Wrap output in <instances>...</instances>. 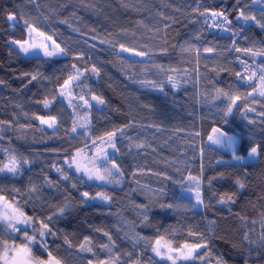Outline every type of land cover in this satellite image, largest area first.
Returning a JSON list of instances; mask_svg holds the SVG:
<instances>
[{"label":"trees","instance_id":"obj_1","mask_svg":"<svg viewBox=\"0 0 264 264\" xmlns=\"http://www.w3.org/2000/svg\"><path fill=\"white\" fill-rule=\"evenodd\" d=\"M38 5L27 0H0V80L4 81L0 85V120L13 124L11 128L7 124L0 125L3 137L0 147L27 159L29 164L32 162L30 167H22L14 178L0 175V190L11 200L17 189L26 191L30 184L42 186L45 176L54 181L51 187L42 186L32 201L17 197L27 215L40 218L52 215L64 204L69 205L63 216H53L50 225L57 233L56 237L46 238L53 255L61 259L62 264H88L89 260L96 264L97 259H108L109 253L99 247L101 243H108L107 237L96 231L99 228L112 235L115 242L112 254L119 257L118 264H127L128 253L132 258L139 255L141 264H150L151 249H145L143 241L137 242V236L154 239L157 229L161 232L175 229L174 242L180 243L192 239L187 235V230L192 228L209 238L211 255L204 264H215L216 256H222L226 264H245L246 260L247 264H264V246L259 244L264 232V117L257 115L264 112V107L259 103L249 104L256 112H247L245 118V102L238 101L239 107L224 118L223 109L229 101L222 96L217 98L216 92L218 88L239 93L251 90L235 73H244L241 59L255 68L256 64H264V56L236 52L232 47V33H239L235 37L236 47L264 49V28L253 21L237 19V9L244 8L247 14L264 22L261 19L264 5L254 4L252 0H241L240 4L236 0H38ZM205 9L226 11L232 21L231 30L224 32L208 27L199 14ZM9 12L17 14L14 26L7 19ZM21 15L39 19L41 28L54 34L53 38L66 47L68 55L22 56L8 43L9 39L27 38L23 20L19 19ZM161 15L171 19L161 20ZM165 23L172 26L167 32H157ZM164 39H167L166 45ZM110 42H116L117 47ZM119 43L137 48L143 45L150 57L121 53L125 58L122 60L117 55ZM189 45L192 50H182L181 46ZM161 47L167 48L166 54H160ZM205 47H213L215 51L205 53ZM196 48L200 49L199 60ZM81 52L83 59H75ZM73 63L81 71L89 69L74 93L87 94L90 101L93 94L105 100L104 105L91 101L93 107L87 110L88 128L93 138L134 121L125 136L117 138L120 152L113 158L124 173L119 185L88 183L72 173H68L69 181H62L52 167L55 164L64 169L65 158L83 148L86 142L91 145V140L83 135L70 139L67 134L76 120L75 115L83 116L86 110L76 109L74 115V110L55 93L56 87L74 71ZM93 64L100 69L98 77L90 71ZM157 65L163 66L165 71ZM169 68L176 71H168ZM37 71L41 75L31 84L27 83V77L19 78L22 73ZM169 75L177 82L175 89L168 81ZM142 80L154 82L158 87L143 86ZM230 86L233 87L230 89ZM53 94L57 99L49 108L37 103ZM255 99L264 100L258 96ZM33 114L57 116L58 128L54 131L40 125ZM155 126H160V130ZM213 127L236 137V151L244 159L250 144L262 146L260 155L252 163L240 164L232 159V154L210 147L207 141ZM83 131L78 129L79 133ZM197 132L200 135H195ZM139 142L147 147L136 149L134 145ZM4 162L0 153V166ZM202 166L203 196L206 203L210 200V207H202L200 212L183 207L161 209L160 202H188L180 198L181 187L173 180L180 181L189 172L199 175ZM153 172L164 173L172 179L165 180ZM219 173H225V178L213 180L210 188L207 179ZM237 177L246 185L242 190L234 183ZM81 178L84 179L82 184ZM157 190H162V195ZM83 191L92 196L97 192L106 193L111 200L105 206L81 204ZM213 191L216 196L212 195ZM230 192L238 193L234 204L217 203L219 194ZM137 205L147 206L150 226L141 224L143 217ZM210 221H214L211 234L208 233ZM245 232L257 243H244ZM85 237L92 241L89 245L92 252L77 250ZM65 239L72 244L71 248ZM34 250L37 257L47 256L38 244ZM157 264L166 262L157 261Z\"/></svg>","mask_w":264,"mask_h":264},{"label":"snow or ice","instance_id":"obj_2","mask_svg":"<svg viewBox=\"0 0 264 264\" xmlns=\"http://www.w3.org/2000/svg\"><path fill=\"white\" fill-rule=\"evenodd\" d=\"M28 3L38 5V0H27ZM237 4H240L241 0H236ZM254 4H262L264 5V0H252ZM247 7V4H245ZM194 11H198V9H194ZM238 20L253 21L257 23V25L261 28H264V22L261 20H257L256 16L247 14L244 8H238ZM201 16L204 17L205 23L208 27L219 28L224 32L230 31V25L232 23L228 18V14L224 10L215 11L205 9L203 12H199ZM7 19L10 22V25L14 26L18 20L17 14L14 12L7 13ZM19 19L23 20L25 30L27 32V38L23 40L17 39H9L8 43L10 45H14L20 53H23L25 56H42L44 58H53L58 56H67L68 51L66 47H62L61 43L57 42L54 38V34H49L46 30H43L40 26L39 19L33 20L26 15H21ZM171 19L161 15V20ZM262 20H264V14H262ZM211 21V23H208ZM63 22V21H62ZM175 22V21H174ZM172 25L169 23H165L163 25V29L157 28L156 31L159 32L161 30L167 32ZM238 32H233V42L232 47L236 52L250 54L252 56H264V49L254 50L253 48H240L236 47V39L235 37L238 35ZM198 38V37H197ZM104 43L105 41H100ZM112 43L113 47H117L116 42ZM163 43L167 44V39H164ZM91 46V45H90ZM182 47L183 51L192 50V46ZM144 46L140 45L137 47L127 46L125 43L118 44L117 55L120 56L121 53H129L131 56L135 57H150V53L148 51L143 50ZM197 54V60L200 59V49H195ZM205 53H213L215 49L213 47H205L203 48ZM160 54H166L167 48L161 47L159 50ZM84 53H77L75 55V59H83ZM120 59H125L123 56H120ZM129 63H135V61H129ZM241 65L244 66V73L236 72L235 75L238 80H242L248 83V86L251 88L250 91L246 93H239L233 91H224L222 89H216L217 98L223 97L228 100L226 107L223 109L224 118L228 117L233 113L234 108L239 107L238 101L245 102V118H247V112H256V109L250 107L249 104L259 103L261 107H264V100L257 101L255 96H259L264 98V64H256L253 61V64H256V67L253 68L249 64H247L244 60H240ZM161 71H165L163 66L157 65ZM71 72L66 79L63 80V83L59 84L55 93H58L59 97H63L67 100L68 107L75 110L79 108H84L86 111L83 116L80 117L79 120H74L72 127L68 130L67 134L69 138H75V135H83L88 140H91V145L87 142L85 143L83 148H78L75 150V153L68 158H65V164L68 168L74 169L75 172L79 175L82 174V177H86L87 180L92 181H100L106 184H114L119 185L122 181L124 173L121 170V166L119 162L113 158V153L119 154L120 148L117 144V138H123L126 134V130L133 126L134 121H129L128 124L114 128L110 131H105L102 135L93 138L90 135V131L88 128L89 121L88 111L93 105L91 101H95L96 105H104L105 100L99 95H91V101L86 98L87 94H79L78 96L74 93V89L79 86L81 81V77L89 71L88 68H85L83 71L77 66V64H72ZM168 71H176L174 68L167 69ZM91 73L96 75L97 77L100 75V69L93 64L90 68ZM250 73V74H249ZM39 71L35 73H22L20 75V79L28 78L27 83L31 84L34 81H37L40 77ZM168 81L171 83L173 89L177 87V82L174 78L169 75ZM143 86H147L151 84L153 88L158 87L157 84L151 81H140ZM4 84L3 80H0V85ZM27 85H25L26 87ZM233 86H230V89ZM160 91H163V88L160 87ZM252 98L249 100V98ZM57 99L56 94H53L51 98L45 96L42 100L37 101V103H41L45 109L49 108L50 105ZM79 101V103H74V101ZM27 115V114H25ZM257 115L264 117V112H258ZM34 118L39 121V124L42 126H46L49 129H53L54 131L58 128V118L57 116L47 114V115H38L33 114ZM225 122L226 119H225ZM249 123H253V121L249 120ZM7 124L9 128L13 126L11 121H3L0 120V125ZM21 128L26 127L25 125H20ZM30 127V125H29ZM148 127H154V125H148ZM157 131L160 130V126H155ZM78 129H83L82 133L78 132ZM43 130V129H38ZM213 135L208 136V140L217 145L218 147H226L232 150V159L235 161H242L244 159L243 156L239 155L236 151L237 139L235 136L229 135L228 133L222 131L219 127L212 128ZM195 135H200L199 132L195 133ZM0 139H3L0 136ZM136 149H143L147 147V145L143 142L136 143L134 145ZM131 148V145H130ZM262 146L260 144H250L246 151L247 157L251 159H255L260 155ZM109 149L111 151H109ZM155 151V149H153ZM203 153V149L201 150ZM29 161L27 159H22L17 157L16 155H9L6 163H2L0 166V173L7 172L13 175H17L20 173V169L23 164H28ZM110 165V167H109ZM53 169L58 173L59 179L62 181H69L71 179L68 172L61 168L57 167L55 164L52 165ZM179 171V169H177ZM153 175L162 176L163 179L169 180L172 179L168 175L159 172H153ZM133 175H136L134 172ZM225 173H219L217 177H211L207 179V184L211 188L212 181L215 179H224ZM80 183H84V179H80ZM173 183H178L181 187L182 192L190 194L191 199L184 204L177 203H164L160 202L159 207L161 209H179L181 207L185 209L195 208L197 206L208 208L210 207V200L206 203L203 196V184L205 183L203 177V166L201 168V173L199 175H193L191 172L187 176H185L182 180L176 181L173 180ZM235 185L238 189H244L246 187L245 183L240 179L236 178L234 180ZM54 185V181H52L49 177L45 176L43 187H51ZM41 185L30 184L26 191H21L19 189L16 190V196L12 197L9 200L0 190V264H62L61 259L57 256L53 255V252L49 250L47 244V237L51 235L52 237H56L57 233L53 231L51 222L53 220V216H63L64 213L68 210L69 205L64 204L58 207L57 211L52 215H48L45 218H40L37 216H29L23 210V205L20 203V200L17 197L26 198L25 202L32 201L37 197ZM72 187L75 188L76 184L73 183ZM159 194L162 195V190H157ZM237 192L230 193H221L219 194V199L217 203L220 205H231L234 204L235 197ZM83 197V200L80 201L83 204L89 200H102L105 203L111 200V197L106 193L97 192L95 196L90 195L89 192L83 191L80 193ZM213 196H216L217 193L213 191ZM264 199V197H262ZM192 200L195 203H192ZM137 208L141 209L142 220L141 224L144 226L149 225V217H148V209L146 205H137ZM231 211V209H229ZM242 219H246L245 217H241ZM214 221H210V227L208 228V233L211 234L214 230L211 225ZM255 223V221H253ZM38 226V227H37ZM31 228V233L28 229ZM262 228H264V224H262ZM96 231H101L104 236L107 237L108 243H101L99 247L102 250H106L109 253L108 259H97L96 264H118L119 257L114 256L112 254V249L115 247V242L113 241L112 235L103 231L102 229L97 228ZM6 233V235H5ZM176 230L175 229H165L161 232L159 229L156 231V236L154 239H147L145 237L137 236V242L143 241L145 244V249L150 248L153 256L158 258L160 262H166V264H195V262L199 261L200 264H204V262L211 255V250L209 247V238L203 232H198L192 228L187 230L188 237H191V240H184L180 243L174 242ZM11 241V243H9ZM243 242L247 244H255L256 241L252 240L249 233L245 232L243 235ZM65 243L68 244V247L71 248L72 244L65 239ZM39 245L47 253V259H43L41 257H37L34 254V245ZM92 244V241L85 237L84 241L78 246V251H88L92 252L93 249L89 245ZM259 244L264 246V232L261 233ZM129 259L127 264H141L139 255L136 258H132V254H127ZM215 264H226V261L222 256L214 257ZM150 264H157V261L153 260L152 257L149 258ZM88 264H93L92 260L88 261ZM247 264V260L245 261Z\"/></svg>","mask_w":264,"mask_h":264},{"label":"rangeland","instance_id":"obj_3","mask_svg":"<svg viewBox=\"0 0 264 264\" xmlns=\"http://www.w3.org/2000/svg\"><path fill=\"white\" fill-rule=\"evenodd\" d=\"M14 46V45H13ZM14 48L19 52V50L14 46ZM20 53V52H19ZM22 56H24L25 58H32V57H37V56H31V55H29V56H25L23 53H20ZM38 57H42V56H38ZM258 96V95H257ZM259 97V96H258ZM62 99H63V101H64V103H65V105L68 107V103H67V100H65L63 97H62ZM69 109H70V107H68ZM71 111V110H70ZM76 120H79L80 119V117L82 116L81 114H79V113H77L76 115ZM46 127V126H45ZM47 128V127H46ZM49 129V128H48ZM79 130H81V129H79ZM211 135H213V133H211ZM207 144L210 146V147H212V148H215V149H217V150H220V151H223V152H226V153H230V154H232V150H230V149H228V148H226V147H218L217 145H215V144H212L209 140L207 141ZM237 145V144H236ZM236 147V146H235ZM109 151H111L110 149H109ZM0 153L2 154V156L4 157V159H5V162L4 163H6L7 162V158H8V156L9 155H16L17 157H19V158H22V159H24L23 157H21L20 155H17L15 152H13V151H7V150H5V149H3V148H1L0 147ZM116 156V153H113V157H115ZM256 160V158L255 159H251V158H245V159H243L242 161H236V162H239L240 164H247V163H252V162H254ZM235 161V160H234ZM30 164L32 165V162H30ZM30 164L28 163V164H23L22 165V167L23 168H28V167H30ZM63 166H64V169L68 172V173H72L73 175H75V176H80V177H82V174H77L76 172H75V170L74 169H70V168H68L67 167V165L65 164V161H64V163H63ZM21 167V168H22ZM109 167H110V165H109ZM21 170L22 169H20V172H21ZM0 175H5V176H9V177H12V178H14L16 175H13V174H11V173H7V172H3V173H0ZM88 183H96V184H98V185H100V186H111V185H113V184H106V183H103V182H100V181H95V180H92V181H89V180H87V178L86 177H83ZM180 198H182L183 200H186V201H189L190 199H191V197H190V194H188V193H184V192H181L180 193ZM87 203L86 204H98V205H102V206H105V205H107V203H105L104 201H102V200H89V201H86ZM192 203H195V201L194 200H192ZM193 210L194 211H196V212H200V211H202V207H200V206H197V207H195V208H193ZM31 230V228H29L28 229V231H30ZM35 246V245H34ZM151 255H152V258L154 259V260H156V261H159V259L158 258H156V257H154L153 256V253L151 252ZM44 259H47V256L44 258Z\"/></svg>","mask_w":264,"mask_h":264},{"label":"built area","instance_id":"obj_4","mask_svg":"<svg viewBox=\"0 0 264 264\" xmlns=\"http://www.w3.org/2000/svg\"><path fill=\"white\" fill-rule=\"evenodd\" d=\"M212 28H215V27H212Z\"/></svg>","mask_w":264,"mask_h":264}]
</instances>
